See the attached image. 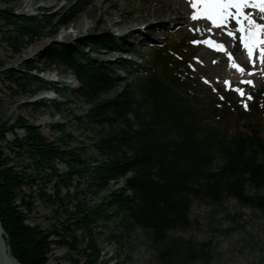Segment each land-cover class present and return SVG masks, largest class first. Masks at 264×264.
<instances>
[{"label":"trees","instance_id":"16d2710c","mask_svg":"<svg viewBox=\"0 0 264 264\" xmlns=\"http://www.w3.org/2000/svg\"><path fill=\"white\" fill-rule=\"evenodd\" d=\"M80 1L70 5L73 14L80 12ZM0 20L12 26L16 36H42V20L36 16L0 9ZM89 38L80 46L107 42L106 37ZM82 52L69 44L51 45L44 51L42 67L27 63V69L66 67L73 73L79 84L77 93L90 104L87 117L109 128L97 134L92 143L102 158L91 164L80 162L73 149L57 143L63 137L72 140L70 135L62 132L57 141L50 140L22 118L13 126L0 125V223L14 259L20 264H48L54 245L83 257L85 264H101V249L96 243L100 232L94 231L98 222H110L114 228L120 225L126 231L138 226L150 232L153 241L162 243L171 229L189 223L195 199L217 204L229 196L264 209V197L259 193L264 186V109L252 105L245 111L219 104L225 113L235 114V127L230 134L210 128L201 111L182 95L187 83L174 70L179 67L180 52L170 54L160 49L153 52L148 71H137L133 85L99 98L110 89L111 77L93 58L81 59ZM6 77L24 94L29 78L36 85L28 91L31 95L48 86L61 93L57 85L36 75L18 74L10 68ZM39 103L41 99L36 101ZM213 111H217L216 106ZM14 127L24 134H15ZM5 131L13 132L12 140H5ZM2 139L9 150L21 156L20 166L5 153ZM56 161H65L69 170L57 172ZM83 171H88L90 184L97 190H105L120 178L122 184L93 204L68 192L61 195L60 186H67L72 174ZM53 179L54 192L48 194L45 187ZM247 185L252 186V193ZM33 187L37 188L35 194ZM32 196L62 208L64 218L54 220L48 230L26 222L34 207ZM71 198L76 203L68 209ZM69 259L79 264L78 259Z\"/></svg>","mask_w":264,"mask_h":264},{"label":"rangeland","instance_id":"374dc122","mask_svg":"<svg viewBox=\"0 0 264 264\" xmlns=\"http://www.w3.org/2000/svg\"><path fill=\"white\" fill-rule=\"evenodd\" d=\"M73 1L76 0H0V9L42 20V36L32 39L16 36L12 26L0 20V125L13 126L22 118L28 124L36 125L50 140L57 141L62 132L70 135L72 140L63 137V141L57 143L62 148L73 149L80 162L91 164L102 158L92 143L97 134H104L109 128L87 117L90 104L77 93L79 84L73 73L66 67L52 71L27 69V63L41 68L44 51L58 44L81 48V59L92 56L107 69L111 87L99 98L111 97L125 85H133L136 76L133 65L138 64L136 66L148 70L153 50L179 47L188 58L180 69V76L190 83L185 94L202 109L204 121L210 127L229 133L235 125V118L222 116V111L216 114L212 111L211 104L222 102L224 98L229 97L233 103L247 107L254 101V93L260 89L262 97L255 103L258 106L264 104V64L259 59L258 67L262 69L258 71L251 67L255 71L250 74L252 70L247 66L250 67L251 63L241 56L240 46H233L238 41L235 39L237 29H231L235 33L232 38L227 34L230 30L222 32L206 21H193L186 17L178 21L176 16H170V11V17L165 16L162 14L164 10L173 6L171 0H81L78 5L81 10L75 14V10L70 9ZM157 11V16L151 17ZM258 13L262 16V12ZM61 20L63 24L59 22ZM95 36L106 37V41L112 43L80 46L82 41ZM205 38L215 39L228 46V52L243 57L244 61L239 62L245 71L242 73L232 68L224 52L212 51L203 43H193ZM112 48L119 51H112ZM10 68L18 74L39 76L57 85L61 93L48 96L45 95L47 91L38 90L31 95L28 91L36 85L29 78L23 88L27 92L24 94L20 86L6 77ZM225 81L230 84L226 85ZM244 81H251V84ZM236 88L242 89L243 95L235 91ZM40 99L42 103L36 104ZM13 132L18 136L24 134L17 127ZM13 132L5 131L6 141L12 140ZM5 140H1L3 150L12 156V162L20 166L23 162L21 156L9 150ZM55 167L59 173L69 170L65 161H56ZM121 180L110 182L105 190H97L90 184L88 171H83L72 174L68 185L59 189L61 195L68 192L86 204H93L108 190L121 185ZM54 183L55 179L46 184V193L54 192ZM251 187L247 185V190L252 193ZM24 189L26 193L30 192ZM33 191L35 194L37 188L33 187ZM259 193L264 197V186ZM76 199L71 198L68 209H73ZM32 203L34 207L26 221L29 224L48 230L54 220L64 218L62 208L56 205H46L35 197ZM191 203L189 223L171 229L162 243L153 241L150 232L138 226L126 231L120 225L114 228L110 222H98L94 231L100 232L96 243L101 249V264H264V209L240 203L229 196H224L217 204L198 199ZM161 252L166 254L161 256ZM48 257V264H72L69 257L85 264L83 257L70 254L62 246L52 245Z\"/></svg>","mask_w":264,"mask_h":264},{"label":"snow or ice","instance_id":"6c2138e0","mask_svg":"<svg viewBox=\"0 0 264 264\" xmlns=\"http://www.w3.org/2000/svg\"><path fill=\"white\" fill-rule=\"evenodd\" d=\"M189 3L194 9L191 17L193 20L206 19L214 27L220 28L227 23L229 18L234 19L238 25L236 31L240 34V44L246 50L249 60L253 61L254 52L259 50L260 61L264 63V24L257 23L250 15L243 11L244 8L251 7L258 8L260 12L264 13V0H189ZM227 34L235 36V33L232 31H229ZM193 43H203L215 51L224 52L228 57L231 67L242 73L245 71L222 43H218L212 39L193 41ZM244 83L251 84V81H244ZM225 84L229 85L230 82L225 81ZM235 91L243 95L242 89L236 88Z\"/></svg>","mask_w":264,"mask_h":264},{"label":"bare ground","instance_id":"6f19581e","mask_svg":"<svg viewBox=\"0 0 264 264\" xmlns=\"http://www.w3.org/2000/svg\"><path fill=\"white\" fill-rule=\"evenodd\" d=\"M172 2H173V6H172V8L171 9H168V10H164V12L162 13L163 15H165V16H169L168 14H169V11H170V16H176V19L178 20V21H182V20H184V17H186L188 20H191L192 18V13H191V11L193 10L194 11V9L191 7V5H190V3H189V0H182V2H179L178 0H171ZM233 11H235V10H233ZM162 12V11H161ZM157 14H158V11L157 12H153L152 13V15H151V17H156L157 16ZM252 15V18L253 19H256V18H261L262 16H261V14H259L258 12H255V11H253L252 13H251ZM169 16V17H170ZM198 20H201V21H206V22H208V23H211V22H209L208 20H206V19H198ZM194 21V20H193ZM235 26H236V23L231 19V18H229V20L227 21V23L224 25V26H222V27H220V29L222 30V32H224L225 30H227V31H232L234 28H235ZM212 27V26H211ZM213 28V27H212ZM214 29V28H213ZM232 29V30H231ZM227 31H225V33H227ZM238 34V41L237 42H234L235 44H237V45H235L234 43H233V46H240L241 47V45L239 44L240 43V41H239V32L237 33ZM206 36H207V34H206ZM205 36V37H206ZM210 36V35H209ZM211 37V36H210ZM229 39H230V37H229ZM205 40V39H204ZM215 40V39H214ZM234 41V40H233ZM205 45V44H204ZM226 47V46H225ZM228 47V46H227ZM226 47V48H227ZM210 48V47H209ZM113 49V48H112ZM236 49V48H235ZM114 50V49H113ZM210 50H212V51H214L213 50V48H210ZM241 50H242V47H241ZM243 51V50H242ZM233 54V53H232ZM238 54L236 53V54H233V57L235 58V60H236V62L237 63H239L240 65H242L239 61H244V59H243V55H241V56H243L242 58L241 57H239V56H237ZM245 58V57H244ZM245 60L246 61H248V63H250V61L247 59V58H245ZM249 66V65H248ZM247 66V68H251V67H248ZM46 91H47V93L45 94V95H48V96H50L51 95V91H48L47 89H46ZM51 92V93H50ZM6 244V242L4 243V244H1L0 243V264H16V262L14 261V259H12V254L10 253V251H9V249H8V247H6L7 246V244Z\"/></svg>","mask_w":264,"mask_h":264},{"label":"water","instance_id":"95a60500","mask_svg":"<svg viewBox=\"0 0 264 264\" xmlns=\"http://www.w3.org/2000/svg\"><path fill=\"white\" fill-rule=\"evenodd\" d=\"M6 242L7 244V240H6V235H5V231L4 229L2 228L1 226V223H0V243L1 244H4ZM5 244V245H6ZM9 245L7 244L6 247H8ZM9 248V247H8ZM12 254V253H11ZM12 259H14V256L12 255ZM14 261L16 262V264H20L16 259H14Z\"/></svg>","mask_w":264,"mask_h":264}]
</instances>
